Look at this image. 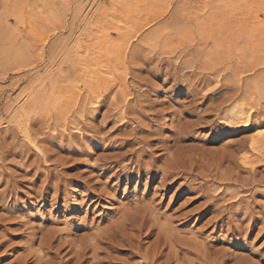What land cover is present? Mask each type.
Returning <instances> with one entry per match:
<instances>
[{"label": "rangeland", "instance_id": "obj_1", "mask_svg": "<svg viewBox=\"0 0 264 264\" xmlns=\"http://www.w3.org/2000/svg\"><path fill=\"white\" fill-rule=\"evenodd\" d=\"M261 31L264 0H0V264H264Z\"/></svg>", "mask_w": 264, "mask_h": 264}, {"label": "bare ground", "instance_id": "obj_2", "mask_svg": "<svg viewBox=\"0 0 264 264\" xmlns=\"http://www.w3.org/2000/svg\"><path fill=\"white\" fill-rule=\"evenodd\" d=\"M160 2V1H159ZM162 2V1H161ZM164 2V1H163ZM187 1H185V4H183L184 6L185 5H191L192 3H186ZM192 2V1H191ZM194 2V1H193ZM4 3V2H3ZM3 3H2V5H3ZM165 4V3H164ZM161 5V4H160ZM190 5H189V8H190ZM4 7H5V5H3ZM186 7V6H185ZM186 9V8H185ZM188 9V8H187ZM214 10H215V8H214ZM218 10V9H217ZM214 12H216V10L214 11ZM106 14V13H105ZM183 15V14H182ZM108 16V15H107ZM178 18V17H177ZM184 18V17H183ZM107 19V18H106ZM109 20V19H108ZM108 20H106L105 21V18L104 19H102V20H100V21H102V22H99V23H102V25L103 24H106V26H108L107 24H108ZM239 21V20H238ZM254 21V20H253ZM107 22V23H106ZM259 22V21H258ZM245 24V19H241V21H240V24H242V25H244ZM113 24V23H112ZM257 24H259V23H257ZM109 25H110V23H109ZM140 25V24H139ZM260 26V25H259ZM258 26V27H259ZM98 27H99V24H98ZM108 27H112V26H108ZM119 27V26H118ZM211 27H213L214 28V30H215V32H216V34H220V33H222V29H223V25L221 26V24H219V25H216L215 24V26H212V25H210V28ZM244 27V26H243ZM121 28V27H120ZM129 28V27H128ZM209 28V27H208ZM228 28V27H227ZM226 28V29H227ZM260 28V27H259ZM103 29V28H102ZM130 29V28H129ZM240 29H242V28H240ZM122 37H124V38H126V37H129V36H131L130 34L131 33H129V32H122V31H120L118 28H116L115 29ZM210 30V29H209ZM213 30V31H214ZM246 30V29H245ZM253 30V29H252ZM259 30H262V29H259ZM225 31H228V30H225ZM243 31V30H242ZM255 31V30H254ZM258 31V30H257ZM262 32V31H261ZM214 33V32H213ZM227 33V32H226ZM230 33V32H229ZM234 33V32H233ZM243 33V32H242ZM248 33H250V32H248ZM248 33H246V34H248ZM253 33V32H252ZM240 34V33H239ZM256 35H254V33H253V35L255 36V38L254 37H252L253 38V42H254V40L257 38H261V39H263L264 38V32H262V34H258L257 35V33H255ZM110 35V33L108 34V36ZM215 35V34H214ZM234 35V34H233ZM237 35V34H236ZM235 35V36H236ZM249 35V34H248ZM252 35V34H251ZM217 36V35H216ZM219 36V35H218ZM220 36H221V34H220ZM240 36V35H239ZM257 36V37H256ZM101 37V36H100ZM243 37V36H242ZM245 37H247V35L245 36ZM244 37V38H245ZM250 37V36H249ZM249 37H247L248 39H249ZM233 38H235L234 36H233ZM238 38H240V37H238ZM241 39V38H240ZM246 39V38H245ZM245 39H243V40H245ZM251 39V38H250ZM249 39V40H250ZM99 41H97V42H94V43H97V44H95V45H93V47H92V49L91 50H89V52H88V54H86V55H82V57L81 58H79L80 59V64H82V66L83 67H91V64L96 60V58L98 59V58H101V51H102V49H104V47L107 45V43H109L108 42V40H110L109 38H107L106 40H100V38L98 39ZM234 40V39H233ZM236 40V39H235ZM247 40V39H246ZM246 40H245V42H246ZM238 41V40H237ZM256 41V40H255ZM107 42V43H106ZM239 42H241L240 40H239ZM238 43V42H237ZM236 43V44H237ZM251 44L252 42H249L248 41V44ZM242 45V44H241ZM245 45V44H244ZM108 48H109V46H108ZM235 49V48H234ZM231 50V49H230ZM230 50H228V54L230 53ZM227 54V53H226ZM220 55V54H219ZM222 55V54H221ZM228 56V55H227ZM259 55H257L255 58H256V60H258V57ZM218 57V56H217ZM222 57V56H221ZM120 57L118 56L117 57V59H119ZM224 58V57H223ZM238 58V60L240 59L241 60V58H239V57H237ZM220 59V58H219ZM229 59V58H228ZM254 61V60H253ZM107 66H114L115 65V61H114V59H107ZM260 63V62H259ZM262 63V62H261ZM257 64V63H256ZM254 65V64H253ZM256 66V65H255ZM253 67V66H252ZM243 68V67H242ZM239 71V70H238ZM56 76V75H55ZM43 81V80H42ZM99 82H100V80H98V79H96V80H94V81H91V82H88V86L89 87H87V88H92V87H95L96 85H99ZM29 96H30V94H29ZM27 97H28V95H27ZM26 97V98H27ZM31 97V96H30ZM255 97V96H254ZM28 99H30V98H28ZM32 100V99H31ZM31 105V104H30ZM29 105V106H30ZM32 106V105H31ZM30 106V107H31ZM35 106V105H34ZM24 107V106H23ZM26 107V106H25ZM28 107V106H27ZM26 107V108H27ZM29 107V108H30ZM26 108H23V109H20L19 111H17L18 113V116L17 117H19V118H23L24 116L25 117H27L28 115H29V112H31V108L28 110V109H26ZM244 110L245 109H243V108H236V113H235V115H237L235 118H236V120H233L232 119V117H231V120H233V122L234 121H236V123L238 124V127L240 128V127H242V126H240V125H243L242 123H245L243 126L244 127H247V126H249V123H250V114H249V117H248V119H246V117H245V112H244ZM16 114V115H17ZM18 118V119H19ZM233 118H234V116H233ZM228 119V118H227ZM15 120V119H14ZM229 120V119H228ZM16 121H18L19 123H21L22 121H20V120H17V118H16ZM24 122V121H23ZM231 121H229L228 123H230ZM18 123V125H20ZM235 123V124H236ZM231 124V123H230ZM233 124V123H232ZM236 124V125H237ZM23 125H25V124H23ZM20 128H21V125H20ZM25 129H26V126L24 127ZM252 146H253V148L254 147H256V148H264V131L263 132H259V133H257V136L256 137H254L253 139H252ZM243 160H246V158H244ZM114 236H116V235H114ZM82 254V253H81ZM81 254H79V259H80V255ZM83 255V254H82ZM157 256V255H156ZM154 258V257H153ZM81 259H82V256H81ZM78 260V261H82V260ZM154 260V259H153ZM84 261V260H83ZM79 263V262H78Z\"/></svg>", "mask_w": 264, "mask_h": 264}]
</instances>
